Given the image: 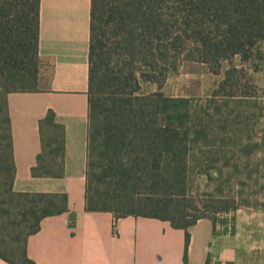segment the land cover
Segmentation results:
<instances>
[{
	"label": "trees",
	"instance_id": "obj_1",
	"mask_svg": "<svg viewBox=\"0 0 264 264\" xmlns=\"http://www.w3.org/2000/svg\"><path fill=\"white\" fill-rule=\"evenodd\" d=\"M39 27L40 0H0V197L10 206L15 165L7 95L39 92L53 67L39 55ZM263 42L264 0H90L85 212L110 213L114 230L127 217L169 222L185 232L186 262L188 229L202 219L214 226L216 215L234 204L212 200L200 212L194 204L190 158L207 136L205 125L196 121L190 99L167 96L163 88L184 64L213 76L226 64L200 112L208 115L218 95L225 105L252 97L245 66L257 70ZM22 197L27 209L18 212L19 221L1 210L12 227V246L0 243L8 264H34L26 237L43 218L68 212L66 194Z\"/></svg>",
	"mask_w": 264,
	"mask_h": 264
},
{
	"label": "crops",
	"instance_id": "obj_2",
	"mask_svg": "<svg viewBox=\"0 0 264 264\" xmlns=\"http://www.w3.org/2000/svg\"><path fill=\"white\" fill-rule=\"evenodd\" d=\"M89 12L90 0H40L38 51L53 67L39 92L7 95L15 213L5 210L19 221L18 212L27 209L22 196H68V212L43 218L26 237L27 258L34 264H264V210L238 209L232 224L197 221L188 229L186 262L185 232L169 222L127 217L114 230L110 213L85 212ZM52 170L61 176L50 177ZM0 243L12 246L3 237Z\"/></svg>",
	"mask_w": 264,
	"mask_h": 264
},
{
	"label": "rangeland",
	"instance_id": "obj_3",
	"mask_svg": "<svg viewBox=\"0 0 264 264\" xmlns=\"http://www.w3.org/2000/svg\"><path fill=\"white\" fill-rule=\"evenodd\" d=\"M261 50L262 61L253 63L257 70L245 66L253 96L230 98L225 105V98L218 95L208 115L200 109L218 89L226 64L220 76L209 74L198 64H184L163 88L167 96L190 99L196 121L205 125L207 136L198 140L190 158L189 186L199 212L212 200L233 202L231 212L216 215L219 224H232L238 209L250 213L264 210V42ZM154 89L144 86L145 92ZM13 207L0 197V237L9 244L12 227L1 210L15 213ZM12 211L9 219L15 220ZM260 246L264 249V239Z\"/></svg>",
	"mask_w": 264,
	"mask_h": 264
}]
</instances>
